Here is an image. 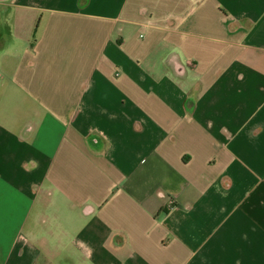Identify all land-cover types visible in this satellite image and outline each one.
I'll return each mask as SVG.
<instances>
[{
    "label": "crops",
    "instance_id": "1",
    "mask_svg": "<svg viewBox=\"0 0 264 264\" xmlns=\"http://www.w3.org/2000/svg\"><path fill=\"white\" fill-rule=\"evenodd\" d=\"M0 264H264V0H0Z\"/></svg>",
    "mask_w": 264,
    "mask_h": 264
},
{
    "label": "built area",
    "instance_id": "2",
    "mask_svg": "<svg viewBox=\"0 0 264 264\" xmlns=\"http://www.w3.org/2000/svg\"><path fill=\"white\" fill-rule=\"evenodd\" d=\"M173 205H174V203H173V202H170L169 207H170V208H173Z\"/></svg>",
    "mask_w": 264,
    "mask_h": 264
}]
</instances>
